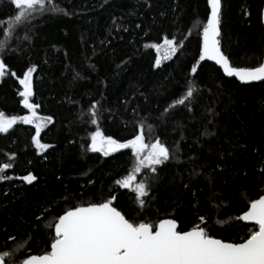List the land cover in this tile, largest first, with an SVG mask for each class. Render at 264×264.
<instances>
[{"label":"trees","instance_id":"16d2710c","mask_svg":"<svg viewBox=\"0 0 264 264\" xmlns=\"http://www.w3.org/2000/svg\"><path fill=\"white\" fill-rule=\"evenodd\" d=\"M263 2L222 0L219 39L233 66L255 67L264 59ZM15 11L10 0H0L6 70L0 113H28L19 80L34 68L31 102L52 119L40 134L49 145L42 151L32 125L0 133V167L12 165L0 173L9 177L0 179V254L10 253L8 264L50 250L48 224L64 211L112 196L129 219L174 215L188 230L204 216L202 226L216 238L250 235L253 226L234 218L264 194V82L244 85L214 64H197L207 0H48L45 10L9 31ZM165 37L177 51L157 66L152 45ZM188 87L194 98L172 107ZM97 127L119 142L143 134L168 147L170 159L156 173L140 174L158 177L145 207L116 184L133 168L131 149L108 156L88 150ZM28 174L36 177L31 184L20 179Z\"/></svg>","mask_w":264,"mask_h":264},{"label":"snow or ice","instance_id":"6c2138e0","mask_svg":"<svg viewBox=\"0 0 264 264\" xmlns=\"http://www.w3.org/2000/svg\"><path fill=\"white\" fill-rule=\"evenodd\" d=\"M10 2L16 11L9 21V31L11 26L27 21L37 10H45L48 0ZM207 5L210 14L207 15L206 23L200 32L197 64L205 60L214 61L223 70L224 75L235 77L242 83L264 81V60L255 67L232 65L229 57L222 51L219 39L222 0H207ZM0 47L4 45L0 44ZM152 47L157 53L164 48L165 59L169 58L168 53L175 54L177 51L174 40L167 37L164 38L163 44H153ZM155 63L160 65L159 56ZM34 71V68H29L19 80L23 88L19 95L22 97L23 108L27 109L29 115L6 118L0 113V133L8 132L18 120L34 125L33 143L37 149H47L49 145L42 144L38 138L44 124L51 122L52 118H43L44 123H41V117L36 112L39 105L30 102L33 96ZM190 71L193 75L197 74V66H193ZM4 75L5 62L0 60V77ZM194 95L193 88L188 87L186 93L177 99L172 107L187 106L186 101L190 102ZM91 108L93 112L90 122L95 125L98 116L96 104L91 105ZM122 149H131L135 162L132 170L122 179L116 180V184L134 192L136 201L143 208L146 205L143 198L149 195L152 183L158 177L146 176L138 181V174L143 169L156 173V166L168 161L171 153L159 139L146 144L143 134L119 142L112 136H106L99 127L92 132L89 151L108 156ZM10 167L11 163H5L0 167V173ZM0 179L9 177L4 175ZM20 179L31 184L36 177L28 174ZM115 200L116 197L112 196L99 202H89L87 206H75L64 211L53 223L48 224V227L54 230V235L50 236V250L46 247L41 253L26 254L22 264H264V194L257 199H251L247 210L234 218L238 221L253 222L250 235L246 239L229 242L214 237L206 226H202L206 224L204 216H199L198 223L188 230H183L174 215L171 218L159 219L158 222L126 218L122 210H118L114 205ZM231 219L233 218H229ZM229 220L221 223H228ZM255 226H258V230ZM9 255L8 252L0 254V264H8L6 257Z\"/></svg>","mask_w":264,"mask_h":264},{"label":"rangeland","instance_id":"374dc122","mask_svg":"<svg viewBox=\"0 0 264 264\" xmlns=\"http://www.w3.org/2000/svg\"><path fill=\"white\" fill-rule=\"evenodd\" d=\"M202 30V29H201ZM163 44V43H162ZM174 46H176L175 44H174ZM177 48V47H176ZM157 52V51H156ZM157 55L160 57V59H161V63L160 64H162L163 62H165L166 60H168V59H170L173 55H175V54H172V53H168V56H169V58H167V59H165V50H164V48H161V50H160V52L159 53H157ZM157 56V57H158ZM5 72H6V70H5ZM3 77V76H2ZM2 77H0V80L2 79ZM32 83H33V74H32ZM22 87V86H21ZM30 102H31V99H30ZM36 112H37V110H36ZM26 115H29V113H27ZM37 115L39 116V117H41V123H44V120H43V117L42 116H40L39 114H38V112H37ZM6 118H10V117H12V116H5ZM16 117H20V116H16ZM17 123H23V122H21V121H17ZM16 123V124H17ZM16 124H14L13 125V127L16 125ZM24 124V123H23ZM27 125H30V124H27ZM32 126H34V125H32ZM12 127V128H13ZM44 128H45V124H44V127L42 128V130H41V133H42V131L44 130ZM10 130V129H9ZM8 130V131H9ZM40 133V134H41ZM39 140H40V137L38 138ZM90 140H91V136H90ZM144 142L146 143V144H151V143H153V142H148L145 138H144ZM36 146V145H35ZM39 151H42V150H44V149H38ZM103 154V153H102ZM145 169H143L142 171H144ZM142 173V172H141ZM140 173V174H141ZM140 174H138V181L139 180H141V178H140Z\"/></svg>","mask_w":264,"mask_h":264},{"label":"water","instance_id":"95a60500","mask_svg":"<svg viewBox=\"0 0 264 264\" xmlns=\"http://www.w3.org/2000/svg\"><path fill=\"white\" fill-rule=\"evenodd\" d=\"M264 3V2H263ZM210 14V13H209ZM262 19H263V24H264V6H263V11H262ZM220 38V37H219ZM264 60V59H263ZM205 61H207V62H209V63H211V64H214L215 65V67H217V68H219L222 72H223V70L218 66V65H216L215 64V62L214 61H208V60H205ZM205 61H201V62H205ZM224 74V73H223ZM227 79H236L238 82H240L237 78H235V77H228V76H226V75H224ZM264 81H254V82H251V83H242V82H240L241 84H244V85H249V84H257V83H263ZM248 224V225H252L253 226V222H245V221H243V224ZM178 225H179V227H180V224L178 223ZM257 228H258V226H257ZM54 235V234H53Z\"/></svg>","mask_w":264,"mask_h":264}]
</instances>
